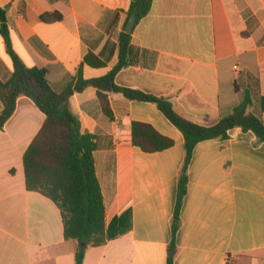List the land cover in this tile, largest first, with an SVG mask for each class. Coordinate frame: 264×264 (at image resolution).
Masks as SVG:
<instances>
[{
    "label": "crops",
    "instance_id": "obj_1",
    "mask_svg": "<svg viewBox=\"0 0 264 264\" xmlns=\"http://www.w3.org/2000/svg\"><path fill=\"white\" fill-rule=\"evenodd\" d=\"M131 2L0 0V7L16 53L27 66L46 69L62 92L79 69L93 79L117 66ZM44 14L62 19L46 22ZM130 34L128 64L116 76L120 86L165 97L202 125L230 115L250 93L251 111L264 121V0H153ZM89 53L106 65L86 64ZM13 72L0 36V79L7 82ZM109 100L113 118L94 87L75 92L69 105L95 144L107 225L130 210L132 227L105 245L87 246L83 264H264V142L234 128L226 140L196 145L174 238L184 135L152 102L120 93ZM45 119L21 96L0 130V264H76L80 244L65 238L60 208L26 185L24 154ZM134 122L153 126L173 146L143 151L132 141Z\"/></svg>",
    "mask_w": 264,
    "mask_h": 264
},
{
    "label": "trees",
    "instance_id": "obj_2",
    "mask_svg": "<svg viewBox=\"0 0 264 264\" xmlns=\"http://www.w3.org/2000/svg\"><path fill=\"white\" fill-rule=\"evenodd\" d=\"M153 0H132L128 15L137 16L136 23L151 10ZM46 22L62 19L60 14H44ZM0 36L3 37L10 54L14 72L12 77L3 82L0 79V130H4L14 115L17 101L21 96L29 97L45 114V122L24 154V168L28 190L40 192L50 198L60 208L66 239H74L86 246H79L76 252V264H83L87 246H101L132 227V212H124L106 223V207L102 187L96 174L92 137L81 130V122L69 105L70 96L88 87L97 89L102 108L107 116L113 118L109 94L120 93L136 101L152 102L183 133L185 138L186 158L179 179L176 209L172 231L175 238L181 227V209L187 193L188 166L194 148L204 140H226L230 130L241 128L253 131L264 142V121L251 111L253 100L247 93L244 101L233 112L220 119L214 125H202L190 121L178 113L165 97L145 93L140 90L120 86L116 82L118 72L127 66L131 50V34L120 35V61L107 75L85 79L79 69L67 88L56 91L47 79V70L27 66L14 50L11 30L7 22L6 11L0 7ZM85 63L92 67H104L106 63L97 55L89 53ZM264 112V96L260 100ZM133 143L145 152H157L170 148L174 141L153 126L134 122L132 125Z\"/></svg>",
    "mask_w": 264,
    "mask_h": 264
},
{
    "label": "water",
    "instance_id": "obj_3",
    "mask_svg": "<svg viewBox=\"0 0 264 264\" xmlns=\"http://www.w3.org/2000/svg\"><path fill=\"white\" fill-rule=\"evenodd\" d=\"M137 16L135 14L131 15L129 22L127 24L126 32L132 33L134 26L136 24ZM81 246H86L85 243H81Z\"/></svg>",
    "mask_w": 264,
    "mask_h": 264
},
{
    "label": "rangeland",
    "instance_id": "obj_4",
    "mask_svg": "<svg viewBox=\"0 0 264 264\" xmlns=\"http://www.w3.org/2000/svg\"><path fill=\"white\" fill-rule=\"evenodd\" d=\"M81 245V244H80Z\"/></svg>",
    "mask_w": 264,
    "mask_h": 264
}]
</instances>
